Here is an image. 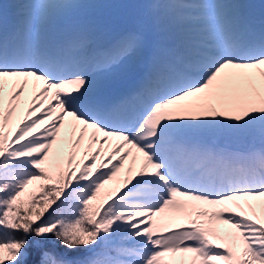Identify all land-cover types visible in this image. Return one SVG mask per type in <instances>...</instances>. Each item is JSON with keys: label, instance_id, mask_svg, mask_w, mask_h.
<instances>
[{"label": "snow or ice", "instance_id": "1", "mask_svg": "<svg viewBox=\"0 0 264 264\" xmlns=\"http://www.w3.org/2000/svg\"><path fill=\"white\" fill-rule=\"evenodd\" d=\"M0 264H264V0L0 2Z\"/></svg>", "mask_w": 264, "mask_h": 264}, {"label": "bare ground", "instance_id": "2", "mask_svg": "<svg viewBox=\"0 0 264 264\" xmlns=\"http://www.w3.org/2000/svg\"><path fill=\"white\" fill-rule=\"evenodd\" d=\"M0 2H2V3H11V0H0ZM122 81V80H121ZM121 81H115L114 83H116V82H119L120 83V85H119V87H121L122 86V82ZM113 83V84H114ZM120 95H122V94H120ZM119 95V96H120ZM118 97V96H117ZM143 103H146V100H144V99H141V100H138L137 102H136V104L134 105V107L135 106H138V105H140V104H143ZM67 119V118H66ZM224 227H228V226H224Z\"/></svg>", "mask_w": 264, "mask_h": 264}, {"label": "rangeland", "instance_id": "3", "mask_svg": "<svg viewBox=\"0 0 264 264\" xmlns=\"http://www.w3.org/2000/svg\"><path fill=\"white\" fill-rule=\"evenodd\" d=\"M125 77H120V78H117V80L116 81H121V80H123Z\"/></svg>", "mask_w": 264, "mask_h": 264}, {"label": "trees", "instance_id": "4", "mask_svg": "<svg viewBox=\"0 0 264 264\" xmlns=\"http://www.w3.org/2000/svg\"><path fill=\"white\" fill-rule=\"evenodd\" d=\"M108 186H115L113 182H110Z\"/></svg>", "mask_w": 264, "mask_h": 264}]
</instances>
